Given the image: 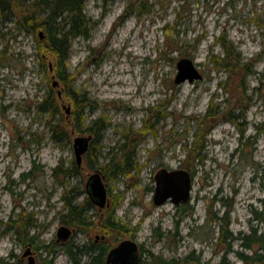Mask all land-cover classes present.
Listing matches in <instances>:
<instances>
[{"label": "rangeland", "instance_id": "374dc122", "mask_svg": "<svg viewBox=\"0 0 264 264\" xmlns=\"http://www.w3.org/2000/svg\"><path fill=\"white\" fill-rule=\"evenodd\" d=\"M20 6L15 20H0V264H27L22 254L29 244L41 263L73 264L65 250L71 247L85 263L95 253L79 254L76 247L112 248L124 239L143 249V264H196L199 250L201 264H219L226 231L247 237L256 226L264 236V222L254 216H264V138L256 135L264 122V0H86L90 32L71 41L68 84L59 80L51 55L41 65L38 36L18 23ZM181 58L193 61L201 80L174 83ZM68 88L90 108H76ZM49 93L59 107L51 118L37 109ZM62 104L70 105L68 116ZM209 108L213 116L206 115ZM98 117L107 128L79 172L63 176L75 162L74 137L89 136L80 130ZM52 124L68 138L53 141ZM127 154L128 172L100 171L108 206H87L88 176L123 163ZM88 161L96 168L88 170ZM161 168L191 174L183 212L170 201L154 206ZM28 172L32 177L23 180ZM63 197L86 208V227L61 222ZM105 219L118 227L107 228ZM61 225L73 230L64 245L55 242ZM52 243L47 254L42 248ZM232 249L241 250L239 239ZM226 259L242 264L234 254Z\"/></svg>", "mask_w": 264, "mask_h": 264}, {"label": "trees", "instance_id": "16d2710c", "mask_svg": "<svg viewBox=\"0 0 264 264\" xmlns=\"http://www.w3.org/2000/svg\"><path fill=\"white\" fill-rule=\"evenodd\" d=\"M85 2L86 0H0V20L3 23L15 20L17 18V15L14 13V9L18 7V4L21 5L20 8H24L20 20L18 22L21 26V29L25 33L32 34L34 36H38L39 31H42L44 34L42 40H40L38 37L36 45L41 65L46 61L47 56L51 55L52 58L55 60V68L57 69V75L59 80L65 84H68L69 76L66 74L65 61L68 59L71 41L78 37L87 38L90 32V19H88L84 14ZM224 62H226V67L230 65V63L227 61V57ZM49 65L47 66L48 71ZM65 94L68 99H71L72 103L76 106V108H83L84 105L90 108V104H88L90 102L83 94L75 96L74 92L70 88L66 90ZM37 109L39 111V114H45L49 118H51L53 115L59 114L58 103L55 101L54 95H52L51 93H49V96L39 103ZM206 115L213 116V111L210 112L209 108V111ZM228 119L230 120L232 118ZM203 121L204 118L202 119V122ZM49 126L51 132L50 137L53 141L59 142L63 139L68 138L67 132L62 130L59 124H52ZM107 126L108 124L107 122H105V119L102 117H98L92 120L85 129L80 130L87 132L93 136L89 145V149L85 154L84 158L87 156V154L89 158L91 144L96 143V141L100 138L101 133L107 128ZM76 129L79 131L78 126H76ZM256 130V135H262V137L264 138V122L257 124ZM203 139L204 135L202 136V140L199 145H197V142L196 144H194L195 149L196 147L197 149H201ZM111 164L108 163V166L104 165L100 167L99 170L103 171L105 174H115L116 171L126 173L129 169L133 168L132 162L128 154L125 156V158H123V163L112 164V167H110ZM87 168L88 170H92L96 167L94 164L88 161ZM79 169L80 168L76 166L75 162L72 161L71 169L62 171L61 174L63 176H74L79 172ZM56 170L57 169H55V171ZM31 177V172L22 174L23 180H28ZM62 205L64 212L60 215V219L63 224L71 226L72 228L86 227L89 221L87 216L82 212L83 210L85 211L86 208H81L80 205H78L71 198L64 197L62 198ZM86 205L89 207L93 206V203L91 202L89 197L86 199ZM19 220H22V218H20ZM104 224L107 226V228L118 227L117 224H115L114 222H110L109 219H105ZM222 231L224 230L222 229ZM228 235L229 233L226 231L221 237L222 239H226ZM245 239L251 241L252 236H247ZM51 247H53V243L51 244V246H43L42 249H46L47 254H50L54 252L53 250H51ZM248 247L251 246L248 245ZM73 248L74 247L65 249L66 253L70 256V258H72L73 264H105V255L106 252L110 249L109 246H96V244L84 247V249H78V247H76V250L79 254L82 253L90 255L91 253H95L94 255H91L88 262L82 263L77 258L78 254L73 252ZM139 250L142 257L143 249L139 247ZM240 259H242L243 262L246 264L249 262H264V259L260 258V255H241ZM184 262L187 261L184 260ZM143 263L144 261L142 258V264ZM163 263L176 264L173 260L168 262L162 261V264Z\"/></svg>", "mask_w": 264, "mask_h": 264}, {"label": "water", "instance_id": "95a60500", "mask_svg": "<svg viewBox=\"0 0 264 264\" xmlns=\"http://www.w3.org/2000/svg\"><path fill=\"white\" fill-rule=\"evenodd\" d=\"M40 40L43 39L44 34L42 31L38 32ZM176 75L174 83L179 85L184 82L193 83L202 79V76L193 61L189 58H181L176 64ZM49 71L52 72V67L49 65ZM52 88H59L60 83L52 75ZM57 97L62 98V90L57 89ZM62 108L65 110L68 116L71 113L70 105L62 104ZM92 136L77 135L73 139V151L75 164L78 168H81L83 158L89 149ZM103 175L100 170H95L87 178L85 190L94 206L99 210L108 206L106 188L103 182ZM155 188L153 194L154 206H160L170 201L173 205L178 206L181 203L188 201L190 197L192 187L191 174L184 169H172L166 168L159 169L154 175ZM73 230L68 226L61 225L56 232L57 242H67L71 237ZM22 257H27L28 264H41L36 263L34 257L31 254L30 248L22 254ZM105 264H142V257L140 254L139 246L133 239H124L118 244L110 248L105 256Z\"/></svg>", "mask_w": 264, "mask_h": 264}, {"label": "flooded vegetation", "instance_id": "af4514ba", "mask_svg": "<svg viewBox=\"0 0 264 264\" xmlns=\"http://www.w3.org/2000/svg\"><path fill=\"white\" fill-rule=\"evenodd\" d=\"M190 199H191V195H190V197H189L187 202L181 203L180 205H178V207H180L179 209H180L181 212H183V210H185V208L187 206V203L190 201ZM254 216H255V221H260V222L263 221L264 222V216H262V214L260 212H255ZM249 236H252V238L256 237L258 239V241H257L258 245H256V246L253 245L252 246L250 244L249 240L245 239L246 237L243 236V234L241 232H239L238 234H236L234 236L229 234L226 239H222L223 243L225 242L224 240H227V242H226L225 249L222 252V257L220 258L219 264H230V262L227 261V259H226L227 255H229V254H234L235 257H237V259H239L242 262V264H246V263L243 262L242 259H240L241 255H246V254L243 253L242 250H245V251L249 250L250 253L248 255H246V256L260 255V258L264 259V236L261 235V234H259L257 236L256 226H253V229H252L251 234ZM237 239L240 240V249L241 250H233L232 249V244H233V242H235V240L237 241ZM55 242L60 244V245H64L66 243V242L61 243V242H57V241H55ZM248 245H250L251 247H248ZM257 247H258V249H257ZM29 248H30L32 256L35 259V262L36 263H41V262H39L36 259L35 255L32 253L30 244H29ZM107 252H106V254H107ZM202 255H203V251L199 250L197 252V254H196V257L200 259ZM25 259L27 260V257L23 258V260H25ZM199 259H197L196 264H201ZM44 262H46V261H44ZM104 262H105V259H104ZM41 264H44V263H41ZM206 264H208V261H207ZM262 264H264V262H262Z\"/></svg>", "mask_w": 264, "mask_h": 264}]
</instances>
